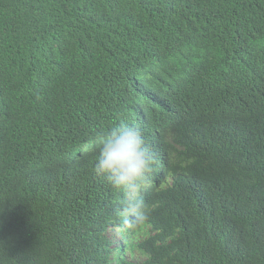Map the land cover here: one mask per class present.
Instances as JSON below:
<instances>
[{"label":"trees","instance_id":"1","mask_svg":"<svg viewBox=\"0 0 264 264\" xmlns=\"http://www.w3.org/2000/svg\"><path fill=\"white\" fill-rule=\"evenodd\" d=\"M196 8L214 15L199 33L227 22L220 35L243 58L242 25L264 17V0H0V264H264V127L225 115L217 86L206 95L216 113L163 135L172 184L123 243L106 235L111 191L86 199L95 151L71 166L60 153L92 141L91 124L138 120L158 78L186 87L201 59L216 66L211 43L193 46L179 28L176 15ZM21 66L43 101L17 87ZM189 178L199 200L178 195Z\"/></svg>","mask_w":264,"mask_h":264},{"label":"clouds","instance_id":"2","mask_svg":"<svg viewBox=\"0 0 264 264\" xmlns=\"http://www.w3.org/2000/svg\"><path fill=\"white\" fill-rule=\"evenodd\" d=\"M199 10L201 16L195 20L194 14ZM176 16L180 19L179 28L190 35L193 46L211 43L208 52L216 66L201 59L200 66L192 67V74L185 76L186 87H177L174 74L158 78L157 96L153 98L145 93L138 120H121L108 129L100 123L91 124L92 141L74 148V140L60 151L69 166L95 151L88 167L95 188L90 185L86 199L98 192L104 193V189L111 191L113 222L106 235L115 242L123 243L129 233L139 230L147 222L148 214L154 208L155 191L172 184L170 170L164 163V159H170V153L167 149L161 152V139L177 121H186L190 128H195L199 126L198 122L216 113L217 108L206 99L212 86H217L228 96L225 115L231 117L230 109H234L264 127V17L242 25L244 54L241 58L237 48L220 35L227 22L217 33L200 34L197 30L199 26L208 27L213 20L211 10L196 8ZM158 23L160 25L159 16ZM53 53L66 57L60 49ZM14 80L33 102L43 101L30 67L21 66L14 73ZM3 132L0 125V134ZM201 183L197 178L187 179L179 187L178 195L186 200H199L205 190L201 189ZM150 226H147L148 231L152 229Z\"/></svg>","mask_w":264,"mask_h":264}]
</instances>
